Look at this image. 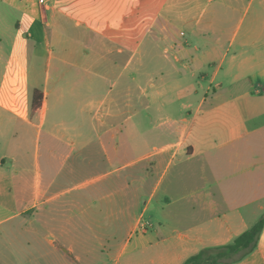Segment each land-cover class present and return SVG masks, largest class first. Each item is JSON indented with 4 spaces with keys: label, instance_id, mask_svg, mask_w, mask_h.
I'll list each match as a JSON object with an SVG mask.
<instances>
[{
    "label": "crops",
    "instance_id": "1",
    "mask_svg": "<svg viewBox=\"0 0 264 264\" xmlns=\"http://www.w3.org/2000/svg\"><path fill=\"white\" fill-rule=\"evenodd\" d=\"M261 218L264 0H0V264H182Z\"/></svg>",
    "mask_w": 264,
    "mask_h": 264
},
{
    "label": "trees",
    "instance_id": "2",
    "mask_svg": "<svg viewBox=\"0 0 264 264\" xmlns=\"http://www.w3.org/2000/svg\"><path fill=\"white\" fill-rule=\"evenodd\" d=\"M43 93L35 89L32 96L31 109L34 113L41 105ZM264 226L261 218L253 227L239 235L232 243L209 247L187 258L182 264H230L243 259L255 250Z\"/></svg>",
    "mask_w": 264,
    "mask_h": 264
},
{
    "label": "rangeland",
    "instance_id": "3",
    "mask_svg": "<svg viewBox=\"0 0 264 264\" xmlns=\"http://www.w3.org/2000/svg\"><path fill=\"white\" fill-rule=\"evenodd\" d=\"M159 29L161 30L160 32L162 34H167V35H170V34L173 35V33H176V32L180 33L181 32L180 27H169L168 26V27H159ZM161 44L162 45H161V47L159 49L162 51L165 48V45H164L165 43H161ZM148 60L149 59H147V63H148ZM143 115L144 114L141 113L140 127H141L142 131H148L149 129L152 130V131H161L164 128V126H162V123L160 122L159 118L156 119V121L152 120V119L149 120L147 117H144ZM79 177H81L80 178L81 180L84 179L83 175H81ZM147 219H148V215L146 214L144 219H142L143 223L146 222ZM130 220H131L130 218L124 219V223H123L122 229H128L126 222L130 221ZM32 226H34V224ZM37 229H39V225L37 226Z\"/></svg>",
    "mask_w": 264,
    "mask_h": 264
},
{
    "label": "built area",
    "instance_id": "4",
    "mask_svg": "<svg viewBox=\"0 0 264 264\" xmlns=\"http://www.w3.org/2000/svg\"><path fill=\"white\" fill-rule=\"evenodd\" d=\"M49 1H51V0H38V3H39V5H45Z\"/></svg>",
    "mask_w": 264,
    "mask_h": 264
}]
</instances>
